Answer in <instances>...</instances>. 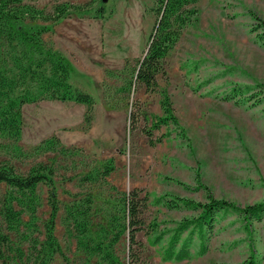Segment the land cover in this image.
Masks as SVG:
<instances>
[{
    "label": "rangeland",
    "instance_id": "obj_1",
    "mask_svg": "<svg viewBox=\"0 0 264 264\" xmlns=\"http://www.w3.org/2000/svg\"><path fill=\"white\" fill-rule=\"evenodd\" d=\"M27 1L46 10H52L58 2L77 6L51 24L44 40L71 61L70 82L92 94L96 101L95 119L88 129L84 104L59 100L25 104L20 110L24 126L16 145L30 153L44 139L57 136L60 149L67 153L59 150L25 158L11 151L0 156V161H11L21 173L40 161L56 167L60 211L55 233L62 251L51 264H96L97 257L80 250L67 232L64 207L89 189L80 185V178L111 158L116 169L108 178L110 184L92 188L94 230L109 227L108 212L116 195L111 185L119 192L143 189L152 198L170 193L205 201L206 189L192 191L184 186H199V177L216 198L240 206L264 202V29L260 27L264 22V0H199L191 6L198 9L197 21L183 29L167 56L169 78L160 76L158 81L171 94L188 139L176 138L173 133L154 146L142 130L146 121L142 118L138 127L130 130V118L136 101L150 114L162 115L160 93L136 86L129 97L121 99L123 95L117 88L124 85L127 76L126 60L134 65L148 50L158 19L157 0ZM83 4L88 7L81 8ZM236 84L254 86L246 96L259 95L247 103L224 99L223 95ZM105 95L114 98L111 101L109 97L110 102L120 101L122 105L110 107ZM257 100L260 102L254 105ZM169 129L173 127L162 126L155 130V137ZM7 189L0 186V206ZM38 191V230L31 234L43 239L51 210L49 188L40 184ZM195 214L151 204L143 216L147 224L157 218L160 228L166 229ZM28 219L24 215V220ZM0 223L6 227L2 219ZM251 227L250 236L238 215H231L216 225L207 254L181 262L165 260L163 244L150 245L146 230L137 234V239L146 244L144 249L135 247L138 261H133L128 234L123 235L116 252L121 264H241L249 257L252 243L264 264V217L253 220ZM28 234L25 227L20 233L11 232L9 244L0 246V264H30L26 257Z\"/></svg>",
    "mask_w": 264,
    "mask_h": 264
},
{
    "label": "trees",
    "instance_id": "obj_2",
    "mask_svg": "<svg viewBox=\"0 0 264 264\" xmlns=\"http://www.w3.org/2000/svg\"><path fill=\"white\" fill-rule=\"evenodd\" d=\"M198 1H156L158 19L150 35L148 50L134 65L130 60H126L124 71L127 76L124 85L117 88L123 95L121 99L129 97L136 86L145 87L149 93H160L162 115L150 114L136 101L132 103L130 118V130L136 129L142 118L146 121L142 130L153 146L164 138L172 137L173 133L176 138L188 139L176 114L171 94L167 88H161L158 81L160 76L169 78L166 69L167 56L177 44L183 29L197 21L198 9L191 6ZM76 7L74 4L58 2L52 10H46L27 0H0V156L8 155L11 151L17 152L15 156L25 158L59 150L67 153V150L60 149L61 140L57 136L44 139L30 153L23 152L16 145L24 126L20 110L28 103L59 100L84 104L85 127H91L95 119L94 96L70 82L73 72L71 61L47 46L44 40V35L51 31V24L67 16L71 9ZM80 7H88V4ZM260 27L264 29V22ZM253 89L251 84H236L223 97L226 100H236L237 103H247L259 95L246 96ZM109 97L107 95L106 99L110 107L118 108L122 105L120 101L110 102ZM110 99L113 101L114 98ZM259 102L260 100H257L254 105ZM164 125L169 128L172 126L173 129L155 137V130ZM115 169L113 158L100 166H93L79 180L82 187L89 188L87 192L74 196L64 207L63 222L67 232L76 239L80 250L89 256L97 257L96 264H121L116 246L125 234L129 235L133 261H138L135 247H146L145 243L137 239V234L143 230H146L150 245L163 244L165 260L181 262L201 257L210 249L209 242L216 225L229 216L238 215L243 229L250 233V236L252 221H260L264 217V202L240 206L230 200L216 198L207 186L200 183L198 177L199 186H184L192 191L206 189L205 201L170 193L152 198L150 194L143 193V189L119 192L116 186L111 185L116 195L112 199L113 208L108 212L109 227L100 226L94 230L93 185H109L108 178ZM55 176L56 167L48 162H37L27 172L21 173L11 161H0V186L8 187L0 206V219L6 225L5 229L0 223V246L9 244L11 232L20 233L22 227H25L30 232L25 237L29 242V253L26 257L30 264H51L54 257L62 251L55 233L60 211ZM40 184L49 188L48 202L51 208L50 216L44 224L43 239L32 237L38 230L36 220L41 202L38 191ZM151 204L168 210L186 209L196 214L184 217L174 227L161 229L157 218L147 224L143 216ZM26 214L29 216L28 220H24ZM21 256L24 254L21 253ZM2 258L3 253L0 250V259ZM241 264H261L252 243L249 257Z\"/></svg>",
    "mask_w": 264,
    "mask_h": 264
}]
</instances>
